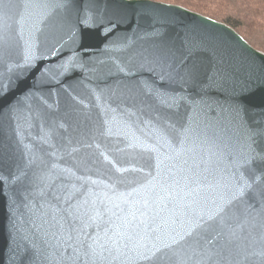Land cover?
I'll return each instance as SVG.
<instances>
[{
  "label": "water",
  "instance_id": "95a60500",
  "mask_svg": "<svg viewBox=\"0 0 264 264\" xmlns=\"http://www.w3.org/2000/svg\"><path fill=\"white\" fill-rule=\"evenodd\" d=\"M0 264H264V53L153 0H0Z\"/></svg>",
  "mask_w": 264,
  "mask_h": 264
},
{
  "label": "trees",
  "instance_id": "16d2710c",
  "mask_svg": "<svg viewBox=\"0 0 264 264\" xmlns=\"http://www.w3.org/2000/svg\"><path fill=\"white\" fill-rule=\"evenodd\" d=\"M153 1L175 4L227 24L251 46L264 53V0Z\"/></svg>",
  "mask_w": 264,
  "mask_h": 264
},
{
  "label": "rangeland",
  "instance_id": "374dc122",
  "mask_svg": "<svg viewBox=\"0 0 264 264\" xmlns=\"http://www.w3.org/2000/svg\"><path fill=\"white\" fill-rule=\"evenodd\" d=\"M218 8H219V6H218ZM217 21V20H216Z\"/></svg>",
  "mask_w": 264,
  "mask_h": 264
}]
</instances>
